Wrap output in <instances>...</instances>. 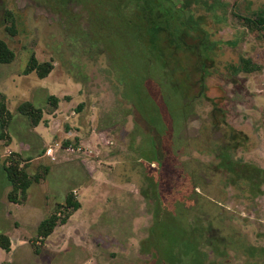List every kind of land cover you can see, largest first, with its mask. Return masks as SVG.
<instances>
[{
    "label": "rangeland",
    "instance_id": "374dc122",
    "mask_svg": "<svg viewBox=\"0 0 264 264\" xmlns=\"http://www.w3.org/2000/svg\"><path fill=\"white\" fill-rule=\"evenodd\" d=\"M170 2L183 23L176 41L157 36L161 78L190 116L168 147L157 139L160 166L136 99V30L121 24L135 12L119 15L112 0H0V40L16 55L0 65V100L11 113L1 150L11 145L7 158L37 179L6 210L12 220L0 219L17 246L13 263L0 249V264H195L182 228L200 264H264V29L235 15L264 19V0ZM32 56L53 65L48 77L26 75ZM25 103L42 111L37 127L19 112ZM23 142L27 157L15 152ZM3 160L0 217L10 186ZM162 193L175 200L169 233L179 243L164 261L152 236ZM69 194L81 209L41 241V222Z\"/></svg>",
    "mask_w": 264,
    "mask_h": 264
},
{
    "label": "trees",
    "instance_id": "16d2710c",
    "mask_svg": "<svg viewBox=\"0 0 264 264\" xmlns=\"http://www.w3.org/2000/svg\"><path fill=\"white\" fill-rule=\"evenodd\" d=\"M112 2L115 5L113 7L115 8L114 10L119 15L122 12H128L130 9L135 12L132 20L129 18L120 22L122 25L127 23L130 28L136 30H132L134 31V36H131L133 47H130L134 60L138 64L137 73L133 72L132 74V76L137 77L136 83H138L139 87L136 99L140 100L141 106L143 105L142 107L146 114L144 119L146 121L147 131L151 134L152 145L154 151L157 153L156 160L152 163L161 166V162L157 160V139L162 142L166 140L165 142L167 143V140L172 138L174 133L179 129L180 123L189 118L190 113L188 112V104L185 105L177 88L164 83L161 78L160 69L164 70L167 68L163 54L158 47L157 36L160 31L164 30L169 33L170 37L174 38V33L178 32V28L183 23L181 20L182 17L173 7L167 5L169 3L171 4L170 0H112ZM108 10L112 11L110 5H108ZM235 15L244 22L259 29H264V19H253L236 13ZM176 39L177 37L174 38L175 41ZM144 43L147 45H144ZM15 58V53L3 40H0V65L11 64L15 61ZM52 69L53 65L49 63L39 64L37 59L32 56L26 69V75L36 72L41 79H44L48 77ZM49 100L55 107L58 106L59 101L56 97L52 96ZM19 112L31 119L34 127H37L43 119L42 111L36 109L31 103L23 104L19 108ZM8 118H11V113L1 99L0 125L2 132L0 133V141L5 140V129L8 126ZM166 143L164 146L168 147L169 143ZM9 162V166H3L8 182L12 187L8 199L11 203L19 204L26 200L29 189L35 181L37 182V179H32L24 167L21 168V162L14 159H9ZM160 199L163 214L154 226L152 236L155 241V250L158 259L164 261L166 251L173 245H179V243L177 244L176 241L178 239L172 237L169 233V230H173L175 227V224H173L175 200L170 194L166 193H162ZM80 209L81 204L76 201L73 194H69L66 198L65 206L59 205L54 214L41 222L38 228L39 239L45 241L54 233L59 225H65L72 214ZM61 211L64 213L63 219L60 218L62 216ZM181 230L183 232V235L181 233L180 237L183 243H181L182 248L185 250L187 256L192 258L195 264H200L201 262L199 263L197 259L198 255L195 248L189 243V236L186 235L189 233L188 230H184L183 228ZM0 249L6 253L11 252L12 243L10 238L5 234H0Z\"/></svg>",
    "mask_w": 264,
    "mask_h": 264
},
{
    "label": "crops",
    "instance_id": "0c3cea01",
    "mask_svg": "<svg viewBox=\"0 0 264 264\" xmlns=\"http://www.w3.org/2000/svg\"><path fill=\"white\" fill-rule=\"evenodd\" d=\"M2 145H4L3 144V141L2 142H0V158L1 159H4L3 161L5 162L4 164H3V166L4 165H6V166H9L10 164L8 163L9 162V159L7 158V153H11L10 151H12V148H11V145H7V146H5L4 147V149L3 150H1L2 148ZM26 144L23 142V143H19L18 144V150L17 151H15L14 149V151L18 154V155H20V156H24V157H27L28 156V154H29V152H30V146L29 145H26ZM6 158H7V160H6ZM3 169V168H2ZM4 170V169H3ZM5 172V171H4ZM7 177V176H6ZM8 180V179H7ZM9 183V182H8ZM10 185V184H9ZM8 187V186H7ZM12 191V187H11V185L7 188V190H6V193H5V195H4V198H3V204H4V206H5V212H4V214H3V216L1 215V217H0V219H2L3 217H5V218H9L10 220H12V217H11V213L10 212H6V210H8V209H11V207H12V205H14V206H20V205H16L15 203H11L10 201H9V199H8V196H9V193ZM21 223H20V221L19 220H17V219H15L12 223H11V228H18L17 226L18 225H20ZM0 234H5V235H7L9 238H10V240H11V243H12V249H11V252L10 253H7V255H8V258L5 260V262L6 263H13V255L15 256V254H16V251H17V246L15 245V243H14V238L13 237H11V235H9V233H0ZM5 252V251H4Z\"/></svg>",
    "mask_w": 264,
    "mask_h": 264
},
{
    "label": "built area",
    "instance_id": "2783aa9c",
    "mask_svg": "<svg viewBox=\"0 0 264 264\" xmlns=\"http://www.w3.org/2000/svg\"><path fill=\"white\" fill-rule=\"evenodd\" d=\"M56 147H60L58 144L56 145ZM52 151H53V148H50L48 151H47V155L49 156V155H51V153H52ZM66 151H68V152H75V149L72 147V146H70L68 149H66ZM7 157H9L10 156V153H7V155H6ZM9 164H10V162H8Z\"/></svg>",
    "mask_w": 264,
    "mask_h": 264
}]
</instances>
